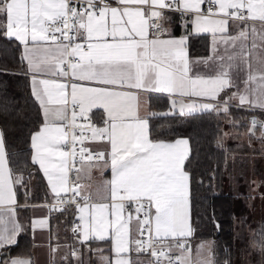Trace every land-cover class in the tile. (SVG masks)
Returning a JSON list of instances; mask_svg holds the SVG:
<instances>
[{
	"label": "snow or ice",
	"instance_id": "1",
	"mask_svg": "<svg viewBox=\"0 0 264 264\" xmlns=\"http://www.w3.org/2000/svg\"><path fill=\"white\" fill-rule=\"evenodd\" d=\"M175 14L185 29L179 37L170 27ZM0 34L23 45L21 61L42 110L43 124L30 136L32 154L18 163L38 165L47 177L57 204L44 206L60 212V204L77 207L80 223L72 232L81 243L111 246L112 255L96 249L100 264H217L211 244L194 253L190 243L189 140L159 138L164 130L150 127V119L230 115L234 100L264 112V0H0ZM204 34L211 38L209 55L191 57L190 40ZM149 93L168 94L169 111L141 115ZM94 109L103 110L102 126L90 120ZM257 129L264 141V120L252 116L248 135ZM89 139L106 140L108 150L93 152L84 146ZM94 168L111 169L95 194L91 183H80L82 174L92 180ZM24 185L0 129V249L16 245L25 231L16 198V186ZM37 226L47 227L48 220L33 221V230ZM261 237L264 254V229ZM70 255L84 264L81 250L71 248Z\"/></svg>",
	"mask_w": 264,
	"mask_h": 264
},
{
	"label": "trees",
	"instance_id": "2",
	"mask_svg": "<svg viewBox=\"0 0 264 264\" xmlns=\"http://www.w3.org/2000/svg\"><path fill=\"white\" fill-rule=\"evenodd\" d=\"M173 24V34H179V19L176 18ZM189 49L193 57L207 56L209 37L202 35L190 40ZM22 53V45L17 40L0 34V129L5 132L10 166L14 172L23 173L25 178L23 187L16 186L17 199L22 205H31L50 202L53 198L38 167L29 163L25 168L23 164L18 163L32 154L30 136L43 123L40 105L32 94L27 65L21 61ZM148 107L150 113L167 112L170 108V99L164 95H149ZM229 113L230 115L223 112H202L184 116H157L150 119V127L158 131L164 130L159 136L161 139L187 138L190 142V164L186 162V168L191 173L194 238L214 237L216 256L221 264L225 261L228 264H254L263 256L262 253H257L259 256L252 255V261L246 259L249 251L243 234L240 236L239 228L236 226V221L244 215L246 208L231 183L233 174L231 156L237 151L235 143L225 141V134L233 127L239 135L247 132L249 117L256 115L259 120H264V112L249 111L245 107H230ZM91 116L100 123L103 113L94 111ZM258 134L259 129L251 138H257ZM21 153L24 155H20ZM255 163L257 166L255 171L260 174L258 167L260 161ZM29 170L32 173L30 179ZM64 209L63 212H53L52 223L71 230L72 248L81 250L84 264H100V255L96 249L104 250V255H112L109 252L111 246L106 241H89L86 245L78 241L75 238L76 234L72 232L76 224L77 207L70 205ZM89 247L92 249L91 252L88 250ZM32 249L33 242L30 237L22 235L16 245L3 251L9 252V256L29 257L32 255ZM58 264H76V261L70 256L68 261Z\"/></svg>",
	"mask_w": 264,
	"mask_h": 264
},
{
	"label": "crops",
	"instance_id": "3",
	"mask_svg": "<svg viewBox=\"0 0 264 264\" xmlns=\"http://www.w3.org/2000/svg\"><path fill=\"white\" fill-rule=\"evenodd\" d=\"M178 18V14L173 15V21L175 22V19ZM173 22V23H174ZM171 24V31L172 35L174 36H181L185 33V29L181 25L180 22V33L179 34H173V29H174V24ZM230 31H235L234 28H230ZM207 35V34H204ZM208 36V35H207ZM209 37V48H210V36ZM15 39V38H11ZM19 42V41H18ZM20 43V42H19ZM22 45V44H21ZM22 50H23V45H22ZM189 55H190V49H189ZM209 55V54H208ZM207 55V56H208ZM191 56V55H190ZM193 57V56H191ZM196 57H204V56H196ZM30 76V74H29ZM241 77H243V73H241ZM46 78V77H44ZM30 83H31V76H30ZM241 88H243V84H241ZM32 90V86H31ZM235 91V89H230L229 92ZM149 95H164L168 96L166 93H149L145 94L142 97V106H141V115H146L149 114V107H148V97ZM223 95V94H222ZM170 99V98H169ZM192 100H196L197 102H201V98H191ZM185 102H189L188 98H185ZM203 102H208V101H203ZM232 106L231 107H237L236 105L238 104V101H232L231 102ZM246 108V107H245ZM170 109V108H169ZM42 111V110H41ZM94 111H100L103 113L102 109H94ZM169 111V110H168ZM167 111V112H168ZM89 116H91V114ZM194 113H202V112H194ZM191 113V114H194ZM222 113V112H219ZM104 115V113H103ZM43 116V114H42ZM43 124V123H42ZM248 134V132H246ZM257 137V136H256ZM187 139V138H186ZM251 141H258L261 142L263 145H261L260 150H263L264 152V141H259L260 138L259 136L257 138H250ZM89 148L92 151L98 152V151H107L108 150V144L106 140H87ZM190 144V142H189ZM255 145V144H254ZM236 151L239 150L238 152H234L231 156V161L232 165H235L236 168L235 170L238 172H234V177H236V174H239L237 177L238 183H241L242 181L246 180V187H249L251 190V193H249L248 196L242 197L243 204L245 206V211L247 212V215L245 214L246 217V223H244V227H242L239 230L240 236H244V241L245 245L247 247V250L249 253L246 255V259L250 262L253 260L252 255L254 253H260V247L259 249H255L256 244L260 245L261 242V230L264 229V184L262 183L264 181V161L261 162L262 160L257 159L256 157V151L253 147V143L246 142L244 145L243 149L239 147L238 145H235ZM241 151V152H240ZM260 161L259 169H260V174L255 171L256 163L255 162ZM244 164V165H243ZM39 169V166L36 165ZM40 172L42 173L43 177L45 178V181L47 182V177L44 176L43 171L39 169ZM111 179V169L110 168H105L103 171L100 169L94 168L92 170V180L88 181L87 179L83 178L82 174V179L80 183L88 185L91 183V189L90 191L95 194L97 186L106 180ZM233 179V178H232ZM257 181V182H256ZM261 181V182H259ZM259 182V184H258ZM256 183V184H255ZM243 184V182H242ZM48 185V182H47ZM244 185V184H243ZM242 185H240L241 187ZM49 190L50 186L48 185ZM239 188V187H238ZM254 188H257L258 193L254 192ZM262 188V190H261ZM51 192V190H50ZM67 194H62V195H68ZM52 195V200L50 202H45V203H38V204H29L26 207L23 206L22 204L19 203L18 199L17 202L21 207L17 208V216L19 221L24 225L25 231H23L18 237H17V242L20 236L25 235L30 237V239L33 242V249H32V255L29 257L26 256H9V252H4V249H1V254H0V260H8L10 258H29L32 261V264H58L63 261L64 256H68V258L71 256L70 251L72 248L71 245V230L67 229L65 226H62L60 224H55L52 223L51 215H53V212L55 210H51L49 207H45L44 205H55L57 203V199L55 198L54 194L51 192ZM246 195V194H245ZM17 198V194H16ZM95 199V195L93 197ZM259 205V206H257ZM60 207V206H59ZM29 217H28V216ZM40 219H47L48 220V226L41 228L37 226L34 230L32 227V222L35 220H40ZM239 219V218H238ZM80 223L79 221V212L77 210V216H76V224ZM191 223L193 227V216H192V210H191ZM75 224V225H76ZM58 226V228L56 227ZM194 229V227H193ZM58 231V233H57ZM55 234H57L60 238L63 240L58 241L54 239ZM75 238L78 241H81V236L76 235ZM194 239V235L191 238V241ZM190 241V242H191ZM89 242V241H88ZM51 245V248L49 247ZM59 245L58 250L52 251L53 248H56V246ZM11 247V246H10ZM264 258V257H263ZM142 260H147L145 257H141Z\"/></svg>",
	"mask_w": 264,
	"mask_h": 264
},
{
	"label": "rangeland",
	"instance_id": "4",
	"mask_svg": "<svg viewBox=\"0 0 264 264\" xmlns=\"http://www.w3.org/2000/svg\"><path fill=\"white\" fill-rule=\"evenodd\" d=\"M226 133H227V135H225V141L233 142V143H235V145H238L239 147H241V149H243V147L246 144V142L253 143V147H254L255 151L257 152L256 153L257 159L262 160L261 162L264 161V152H263V150H260L261 145H263L261 142L251 141L250 140L251 137L246 132H244L241 135H239V132L234 127L232 128L231 131H228ZM258 136H260V134H258ZM259 141H262V140L260 139ZM238 151L239 150H237V152ZM235 165H233V171L236 173L237 171L235 170V168H236ZM234 172H232L233 173L232 174V178L233 179L231 180V183H232V185L234 187V191L236 192V194L239 195V197H241V198L243 197L244 198V197L248 196L249 193H251V190H250L249 187H246L245 186L246 180L245 181H242L244 185L242 184V182L241 183H238L237 177H238L239 174H236V177H234ZM259 182H261V181H259ZM259 182H258V184H259ZM262 183L264 184V181ZM240 185H242V186L240 187ZM261 190H262V188H261ZM254 192L258 193L257 188H254ZM262 192H264V191L262 190ZM257 206H259V205H257ZM245 214L247 215V212L246 211H245L244 215L242 217H239V219L236 221V226L239 228V230L242 227H244V225H245L244 223H246ZM56 227L58 228V226H56ZM57 233H58V231H57ZM54 239L55 240H58V241H60V240L62 241L63 240L57 234H55ZM190 243H191V247H192L194 253H195V251L197 250V248H198V246L200 244H205L206 246L209 245V244H211V247H212L213 251L215 252V258H216L217 264H221V262L218 261L217 256H216V241H215V238L214 237H208V238H203V239L202 238L201 239H195L194 238ZM255 249H259V245L258 244H256ZM256 252L253 255L254 257H256V255H257ZM260 253H258V254H260ZM257 256H259V255H257ZM262 256L264 257V254H262ZM263 257H261L254 264H264V258Z\"/></svg>",
	"mask_w": 264,
	"mask_h": 264
},
{
	"label": "built area",
	"instance_id": "5",
	"mask_svg": "<svg viewBox=\"0 0 264 264\" xmlns=\"http://www.w3.org/2000/svg\"><path fill=\"white\" fill-rule=\"evenodd\" d=\"M252 116L257 117L256 115H252ZM252 116H250L248 120H250V118H251ZM257 118H258V117H257ZM90 120H91L92 123L96 124L97 126H102L101 123H99L97 120H95L92 116H90ZM77 122H78L79 124H86V123H88V121L79 120V119H78ZM78 132H79V130H78ZM84 135H85V136H90L91 133H90V131H88V130L85 128V129H84ZM84 146L89 148V145H88L87 140H85V142H84ZM77 147L79 148V144L77 145ZM93 152H95V151H93ZM77 166H79V165H77ZM70 176L74 179L75 173H74V172L71 173ZM71 195H72V194L69 193L67 196H71ZM56 204H57V203H56ZM70 205H71V204H60L59 206L62 207V208H65V207L70 206ZM143 257H145L146 259H148L147 256H143Z\"/></svg>",
	"mask_w": 264,
	"mask_h": 264
}]
</instances>
